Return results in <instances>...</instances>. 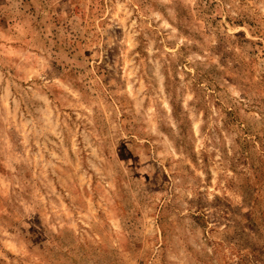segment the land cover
<instances>
[{
  "label": "rangeland",
  "instance_id": "obj_1",
  "mask_svg": "<svg viewBox=\"0 0 264 264\" xmlns=\"http://www.w3.org/2000/svg\"><path fill=\"white\" fill-rule=\"evenodd\" d=\"M0 264H264V0H0Z\"/></svg>",
  "mask_w": 264,
  "mask_h": 264
}]
</instances>
